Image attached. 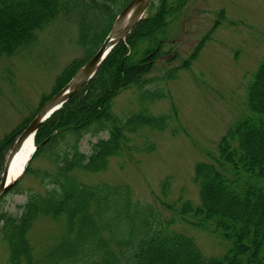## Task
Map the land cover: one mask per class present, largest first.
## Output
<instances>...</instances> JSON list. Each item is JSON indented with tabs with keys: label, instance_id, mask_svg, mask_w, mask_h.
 <instances>
[{
	"label": "trees",
	"instance_id": "trees-1",
	"mask_svg": "<svg viewBox=\"0 0 264 264\" xmlns=\"http://www.w3.org/2000/svg\"><path fill=\"white\" fill-rule=\"evenodd\" d=\"M130 2L0 0V59L32 46L38 34L59 19L77 26L83 58L56 78L54 93L45 97L41 109L95 56ZM187 2L153 0L147 17L112 50L89 84L38 129L37 150L23 179L32 175L41 189L28 194L21 213L0 210L6 264H264V59L247 88L250 114L228 129L218 144L217 157L196 164L201 205L182 198L173 204L159 199L171 214L163 217L152 205L136 200L127 185H91L78 176L105 170L109 159L130 142L128 134L145 127H166L170 117L153 116L145 105V101L163 99L160 92L141 94V110L125 119L113 113L112 103L123 91L131 87L141 91L149 82L146 77L165 54L172 26ZM194 59L195 55L181 68ZM179 70L168 71V77H175ZM26 127L0 139V181L7 155ZM102 132H108V138L99 139L90 154L80 151L85 136ZM39 161L49 168L33 166ZM19 184L8 194L18 190ZM168 190L167 180L164 196ZM40 220L61 223L64 231L37 260L29 235ZM177 223L218 234L231 248L220 258H208L192 237L173 229Z\"/></svg>",
	"mask_w": 264,
	"mask_h": 264
},
{
	"label": "rangeland",
	"instance_id": "rangeland-1",
	"mask_svg": "<svg viewBox=\"0 0 264 264\" xmlns=\"http://www.w3.org/2000/svg\"><path fill=\"white\" fill-rule=\"evenodd\" d=\"M170 34L165 54L146 77L149 82L142 92L131 87L112 103L113 113L125 119L141 110V94L160 92L163 99L145 101V105L153 116L170 117L166 127H145L128 134L130 142L109 159L105 170L78 173L91 185H127L136 200L152 205L163 217L171 214L159 199L173 204L182 198L194 206L201 205L196 164L217 157L218 144L228 129L250 114L247 88L264 59V0H188ZM77 38V26L59 19L40 32L32 46L0 59V139L28 127L31 117L46 105L39 109L45 97L54 93L56 78L73 61L83 58ZM194 55L191 65L181 68ZM175 69L180 70L169 78L168 71ZM107 138L108 132L89 134L81 141L80 151L90 154L99 139ZM33 166L49 168L44 161ZM23 176L18 190L5 194L0 210L21 213L28 194L41 189L32 175ZM167 180L169 190L164 196ZM173 229L192 237L208 258H220L231 248L220 235L190 224L177 223ZM63 231L61 223L38 221L29 235L34 259H42ZM7 257V247L0 243V264H6Z\"/></svg>",
	"mask_w": 264,
	"mask_h": 264
},
{
	"label": "water",
	"instance_id": "water-1",
	"mask_svg": "<svg viewBox=\"0 0 264 264\" xmlns=\"http://www.w3.org/2000/svg\"><path fill=\"white\" fill-rule=\"evenodd\" d=\"M153 0H132L117 16L111 32L100 47L95 56L80 69L69 84L55 95L41 109L37 117L31 122L27 129L18 137L10 154L8 155L4 171L0 181V199L22 178L26 172L33 155L29 158L26 168L20 177L9 182L10 165L13 157L20 151L28 138L34 137L38 129L52 115L59 111L68 100L82 88H84L97 74L108 54L122 41L126 40L135 26L144 18L146 11Z\"/></svg>",
	"mask_w": 264,
	"mask_h": 264
},
{
	"label": "bare ground",
	"instance_id": "bare-ground-1",
	"mask_svg": "<svg viewBox=\"0 0 264 264\" xmlns=\"http://www.w3.org/2000/svg\"><path fill=\"white\" fill-rule=\"evenodd\" d=\"M132 1V0H131ZM152 3V2H151ZM150 6V5H149ZM149 8V7H148ZM148 10V9H147ZM120 14V13H119ZM118 14V15H119ZM147 14V11H146ZM145 14V15H146ZM145 17V16H144ZM117 18V17H116ZM116 20V19H115ZM143 20V19H142ZM141 20V21H142ZM140 21V22H141ZM115 22V21H114ZM139 22V23H140ZM114 25V24H113ZM136 27V26H135ZM112 30V29H111ZM111 32V31H110ZM102 46V45H101ZM99 51V50H98ZM97 51V52H98ZM112 52V51H111ZM110 52V53H111ZM108 54V56L110 55ZM107 56V57H108ZM106 57V59H107ZM105 59V60H106ZM104 63V62H103ZM83 68V67H82ZM81 68V69H82ZM87 86V85H86ZM35 151V139L34 137H30L27 139V141L23 144L22 148L20 151L13 157L10 165V173H9V182H13L16 180L18 177L22 175L24 172V169L26 168V165L28 163L29 158L33 155Z\"/></svg>",
	"mask_w": 264,
	"mask_h": 264
}]
</instances>
